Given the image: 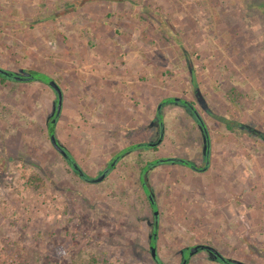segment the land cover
<instances>
[{"label": "rangeland", "instance_id": "1", "mask_svg": "<svg viewBox=\"0 0 264 264\" xmlns=\"http://www.w3.org/2000/svg\"><path fill=\"white\" fill-rule=\"evenodd\" d=\"M0 67L58 83L55 135L91 178L158 140L168 98L195 107L212 162L202 175L154 165L155 209L146 165L204 164L207 137L185 103L163 106L159 145L91 183L51 144L56 92L0 79V264H156L157 208L163 264L199 244L264 264V0H0ZM188 261L223 264L208 250Z\"/></svg>", "mask_w": 264, "mask_h": 264}, {"label": "water", "instance_id": "2", "mask_svg": "<svg viewBox=\"0 0 264 264\" xmlns=\"http://www.w3.org/2000/svg\"><path fill=\"white\" fill-rule=\"evenodd\" d=\"M0 77L6 79V80H11V81H15V82H31V81H35L37 78L34 75L31 76H23L19 73H15V72H11L9 70H6L4 68L0 67ZM44 83H46L47 85H49L57 94V102H56V106H55V112L53 114V120H52V127L51 129H49V137H50V141L51 144L53 145V147L63 156V158L67 161V163L71 166V168L75 171H77L79 173V176L82 180L84 181H88L91 183H99L102 182L110 173L111 171L114 169L115 165L117 164V162L119 161L121 155H123L126 151H128V149H135V146H145V147H149L152 148L154 146L159 145L162 141H163V137H164V126H163V115H162V108L164 105L168 104L169 102H176L178 100H181L183 103H185L186 105H189L193 108V110L198 113L195 109V107L188 101L182 100L180 98H168V99H164L162 102H160V104L158 105L157 108V115L158 120H159V127H160V137L156 142H144V143H139V144H135V145H130L129 147H127L126 149L122 150L119 154H117L115 156V158L113 159V161L110 163V165L107 167L106 170H104L102 173H100L97 177L95 178H91L89 177L84 171L83 169L80 167V165L77 163V161L75 160V158L65 149L63 148V146L59 143V140L57 139L56 135H55V126L56 123L59 119V116L61 114V110H62V104H63V93L62 90L60 88V86L58 85V83L53 80L50 76L47 75V77L44 78V80L42 81ZM199 115V114H198ZM199 119L202 122V126L204 128V132L205 135L207 137V142L205 145L204 150L206 151L205 153V161L207 162L205 168H201L199 169L198 167L194 166V165H190L192 168L196 169V170H206L209 167V162H210V139H209V135H208V131L206 128L205 123L203 122L201 116L199 115ZM174 162V161H180V162H185L187 163V161L185 159L182 158H178V157H167V158H160L157 159L155 161H152V163H149L147 165L146 168H150L154 165L157 164H161V163H169V162ZM146 170V169H145ZM144 180H142L143 182ZM144 183V182H143ZM148 197L150 200V204L152 207H155L156 209V202L154 201V199L151 197V195L148 193ZM154 231H153V237L152 238V244L153 246H151V254L152 257L154 258V261L156 262V264H161L159 258L157 257V249H156V244H157V236H158V230H159V214H158V210L154 213ZM209 250L210 252H212L213 254L216 255V257H218V259H220L223 263L225 264H238V263H234L231 262L227 259H225L218 251H216L213 247L209 246V245H205V244H199V245H195L193 247H191V249L184 255L183 260L180 264H186V262L194 255H196L197 253H199L202 250Z\"/></svg>", "mask_w": 264, "mask_h": 264}, {"label": "trees", "instance_id": "3", "mask_svg": "<svg viewBox=\"0 0 264 264\" xmlns=\"http://www.w3.org/2000/svg\"><path fill=\"white\" fill-rule=\"evenodd\" d=\"M31 75H34V76H36V80H40V81H43L44 80V78L45 77H47V75L46 74H44V73H41V72H33ZM0 79H1V81L2 82H5L6 81V79H4V78H2V77H0ZM35 80V81H36ZM57 101V100H56ZM177 103H180V104H182V101L181 100H178L177 101ZM192 104V103H191ZM186 105V104H185ZM187 106V108L191 111V113L192 114H194L195 116H196V118H197V122L202 126V122H201V120L199 119V115H198V113H196L194 110H193V108L191 107V106H189V105H186ZM52 118H51V120L48 122V127L51 125H53V123H52V120H53V116H51ZM156 119H157V116H156ZM229 127V129L232 131V126H228ZM50 129V128H49ZM202 129L204 130V128L202 127ZM136 148L135 149H137V148H149V147H145V146H135ZM156 146H154V148H155ZM64 148V147H63ZM128 150H131L130 148L128 149ZM70 153V152H69ZM119 154V153H118ZM72 155V154H71ZM73 156V155H72ZM116 156V155H115ZM115 156H114V158H115ZM113 161V160H112ZM112 161H110V163L112 162ZM174 162H178V163H181L180 161H174ZM173 161L172 162H169V163H174ZM110 163H109V165H110ZM183 164L185 163V162H182ZM187 164H189V162L187 161ZM108 165V166H109ZM76 174H78L79 175V173L77 172V171H75V170H73ZM31 178V180L33 181V182H37V181H39L40 180V178L39 177H37V176H31L30 177ZM147 187H148V185H147ZM152 198H153V195H152ZM154 199V198H153ZM155 200V199H154ZM153 231H154V225H153V228H152V235H153ZM152 237V236H151ZM151 246H153V244H152V240H150V247ZM186 252V251H185ZM159 258V257H158ZM215 258H217L216 256H215ZM160 260V259H159ZM92 261H93V263H96L97 261H96V259H92ZM161 262V261H160ZM189 263V261L188 262H186V264H188ZM161 264H163L162 262H161Z\"/></svg>", "mask_w": 264, "mask_h": 264}, {"label": "flooded vegetation", "instance_id": "4", "mask_svg": "<svg viewBox=\"0 0 264 264\" xmlns=\"http://www.w3.org/2000/svg\"><path fill=\"white\" fill-rule=\"evenodd\" d=\"M204 134H205V132H204ZM159 139V138H158ZM207 142V141H206ZM205 153H206V151L204 150V156H203V162H204V164H203V166L201 167V166H197L196 165V163H194V162H192V161H190L189 159H186V158H182V159H185L186 161H188L189 162V164H187V163H178V162H174V163H178V164H181V165H184V167H189L190 169H192L193 171H196V172H201V173H204V172H206L207 170H208V168L206 169V170H196V169H193L190 165H194V166H196V167H198L199 169H201V168H203L204 167V165H205ZM162 158H167V157H162ZM178 158H181V157H178ZM160 159V158H159ZM113 160V159H112ZM210 163V162H209ZM107 169V168H106ZM105 169V170H106ZM103 172V171H102ZM151 209H152V207H151ZM157 210H158V208H157ZM153 211V210H152ZM153 214H154V211H153ZM158 214H159V212H158ZM159 217H160V215H159ZM154 220H153V225H154ZM152 237H153V235H152ZM151 240H152V238H151ZM195 246V245H194ZM191 247H193V246H191ZM191 247H189L188 249H186L185 251H183V253H184V255H185V253H187L190 249H191ZM212 247V246H211ZM214 248V247H213ZM215 249V248H214ZM150 250H151V247H150ZM204 250H206V249H204ZM216 250V249H215ZM203 251V250H202ZM209 251V250H208ZM217 251V250H216ZM201 252V251H200ZM219 252V251H218ZM211 253V255L212 256H216L215 254H213L212 252H210ZM220 253V252H219ZM198 254V253H197ZM221 254V253H220ZM152 255V254H151ZM184 255H183V257H184ZM222 255V254H221ZM223 256V255H222ZM158 257V256H157ZM224 257V256H223ZM225 259H227L226 257H224ZM216 260H218L219 262H221V263H223L220 259H218V257L217 258H215ZM183 260V259H182ZM227 260H229V259H227ZM230 261V260H229ZM232 262V261H231ZM223 264H225V263H223Z\"/></svg>", "mask_w": 264, "mask_h": 264}, {"label": "crops", "instance_id": "5", "mask_svg": "<svg viewBox=\"0 0 264 264\" xmlns=\"http://www.w3.org/2000/svg\"><path fill=\"white\" fill-rule=\"evenodd\" d=\"M128 147H129V146H128ZM124 149H125V148H124ZM124 149H122V150H124ZM120 152H121V151H120ZM120 152H117L116 155H117L118 153H120ZM210 152H211V149H210ZM202 161H203V157H202ZM148 163H149V162H148ZM117 164H118V163H117ZM117 164H116V165H117ZM211 164H212V162H211V159H210V164H209L208 169H211V167H212ZM116 165H115V167H116ZM157 165H158V164H157ZM160 165H161V164H160ZM200 166H201V165H200ZM80 167H81V166H80ZM115 167H114V169H115ZM144 167H145V166H144ZM144 167H143V168H144ZM146 167H147V165H146ZM146 167H145L144 169L142 168L143 171H142V174H141V175H142L141 179H142V178L145 179V180L143 181L144 183H143L142 180L140 179V180H141L140 182H141V184H142V186H143L144 194H145V189H146V187H147V183H146V175L150 172V169H152L153 166L150 167V168H146ZM114 169H113V170H114ZM145 169H146V170H145ZM190 170H191L192 172H194L196 175H197V174H200V175L203 174V173H201V172L193 171L192 169H190ZM207 171H208V170H207ZM111 172H112V171H111ZM108 176H109V175H108ZM108 176H107V177H108ZM191 176H192L191 179L193 180L194 175H191ZM107 177H106V178H107ZM148 189H149L148 193H149V194L151 195V197H152V192H151V190H150L149 187H148ZM145 195H146V194H145ZM146 199H147L148 201H150L148 196H146ZM154 201H155V200H154ZM150 206H151V204H150ZM156 207H157V204H156Z\"/></svg>", "mask_w": 264, "mask_h": 264}]
</instances>
